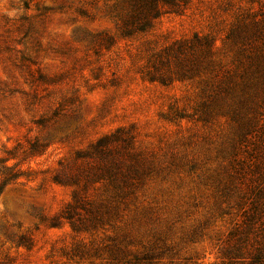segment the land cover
Here are the masks:
<instances>
[{
    "label": "rangeland",
    "instance_id": "rangeland-1",
    "mask_svg": "<svg viewBox=\"0 0 264 264\" xmlns=\"http://www.w3.org/2000/svg\"><path fill=\"white\" fill-rule=\"evenodd\" d=\"M131 4L0 0V167L19 176L0 194V264H234L233 168L264 118V0L164 6L123 37ZM194 35L212 48L174 52ZM117 130L109 156L76 159ZM100 167L114 176L86 182Z\"/></svg>",
    "mask_w": 264,
    "mask_h": 264
},
{
    "label": "trees",
    "instance_id": "trees-1",
    "mask_svg": "<svg viewBox=\"0 0 264 264\" xmlns=\"http://www.w3.org/2000/svg\"><path fill=\"white\" fill-rule=\"evenodd\" d=\"M190 0H132L130 5V15L122 21L120 26V34L123 37L131 36L134 33L145 32L152 27V22L160 16L161 8L181 7L185 6ZM106 40V43H109ZM212 48L211 40L206 36L194 35L188 41L180 42L176 45L175 53L179 55L185 54L187 51L207 50ZM168 53H172L171 50ZM161 79V78H160ZM163 81V80H161ZM262 105L264 106V100ZM262 122L257 123V130L253 136L254 141L250 142L251 150L241 161L236 162L233 168L234 176L242 186L239 205L243 208L242 226L230 233L231 237L239 235L237 244L227 253V259L234 264H264V118ZM119 130L115 134L98 139L91 148L77 154L76 159H93L103 160L110 151V146L120 141ZM258 134V136H256ZM126 141V140H125ZM33 149V148H32ZM5 161H3L4 163ZM107 174L100 167L98 169L87 171L85 176L86 182L98 179L101 180L107 175L114 176L112 170H106ZM106 174V175H105ZM0 175L2 183H0V194L3 189L10 184L11 181L18 179V174L12 172V167L1 166ZM108 177V176H107ZM54 181L63 184L75 186L79 185L78 175L67 176L57 173ZM96 181V180H95ZM76 207L82 208L78 193H74L72 203L64 211V219L71 221L72 213ZM230 244H228L229 246ZM238 246V247H235ZM234 247V248H233ZM231 248V246H229ZM234 251V252H233Z\"/></svg>",
    "mask_w": 264,
    "mask_h": 264
}]
</instances>
